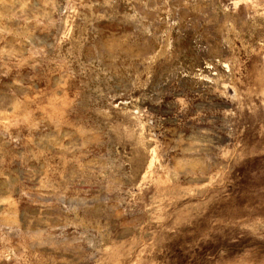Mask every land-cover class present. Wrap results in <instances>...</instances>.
<instances>
[{
    "label": "rangeland",
    "instance_id": "obj_1",
    "mask_svg": "<svg viewBox=\"0 0 264 264\" xmlns=\"http://www.w3.org/2000/svg\"><path fill=\"white\" fill-rule=\"evenodd\" d=\"M0 264H264V0H0Z\"/></svg>",
    "mask_w": 264,
    "mask_h": 264
}]
</instances>
